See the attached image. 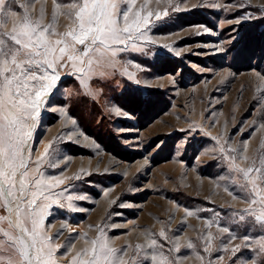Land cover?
Wrapping results in <instances>:
<instances>
[{
    "label": "rangeland",
    "instance_id": "374dc122",
    "mask_svg": "<svg viewBox=\"0 0 264 264\" xmlns=\"http://www.w3.org/2000/svg\"><path fill=\"white\" fill-rule=\"evenodd\" d=\"M57 2L64 32L71 0ZM128 7L129 23L152 13L146 38L116 45L125 50L115 67L93 64L86 84L71 62L58 68L27 144L30 163L51 144L41 171L64 180L47 193L42 225L63 246L58 264H72L98 237L124 248L129 264H152L156 250L176 264H264L255 251L264 228L244 212L251 185L234 167L264 159V0L121 4ZM41 8L47 24L53 0H15L0 30L18 27L25 12L39 18Z\"/></svg>",
    "mask_w": 264,
    "mask_h": 264
},
{
    "label": "snow or ice",
    "instance_id": "6c2138e0",
    "mask_svg": "<svg viewBox=\"0 0 264 264\" xmlns=\"http://www.w3.org/2000/svg\"><path fill=\"white\" fill-rule=\"evenodd\" d=\"M12 3L15 0H0V16L7 18ZM126 3L127 0H71L65 6V14L72 23L64 32H58L57 10L62 5L53 0L49 23L43 22L44 9L41 8L39 18L32 19L25 12L18 27H13L10 32L0 30V207L8 213L0 215V224L7 222L6 228L0 226V264H58L55 252L63 246H54L52 237L42 225L49 207L47 193L64 180L45 178L41 171L51 144L31 163L27 144L40 109L60 78L58 68L71 62L73 71L82 73L85 78L81 83L86 84L89 73L94 71L93 64L99 65L107 60L108 67H115L113 58L117 52L125 50L116 45H126L136 33H140L136 39L146 38L141 28L149 23L148 17L152 13L141 18L137 12L136 19L129 23L131 8H121V4ZM260 165L256 167L253 162V166L247 169L238 165L234 167L243 174L245 187L251 185L248 194L252 198L244 212L264 228V188L260 186L264 184V159ZM252 173L258 175H250ZM253 205L260 206L259 212L253 210ZM239 219L245 217L241 215ZM222 231L228 232L229 229ZM159 235L164 237L165 233L161 231ZM244 240L247 242L248 237L245 236ZM208 242L211 243V239ZM156 246L157 241L153 239L149 247L156 249ZM135 247L139 250L142 246L137 244ZM187 247L192 248L193 244L189 242ZM239 247L236 245L233 251H238ZM124 251V248L111 247L106 239L98 237L91 241V248L82 249L73 256L72 264H129L121 254ZM174 251H180L178 243ZM255 251L258 256L264 255V238L257 241ZM150 259L152 264H176L175 259L160 250L154 251ZM132 264H139V261L133 257ZM253 264L257 262L253 260Z\"/></svg>",
    "mask_w": 264,
    "mask_h": 264
},
{
    "label": "crops",
    "instance_id": "0c3cea01",
    "mask_svg": "<svg viewBox=\"0 0 264 264\" xmlns=\"http://www.w3.org/2000/svg\"><path fill=\"white\" fill-rule=\"evenodd\" d=\"M55 177H58V174Z\"/></svg>",
    "mask_w": 264,
    "mask_h": 264
}]
</instances>
